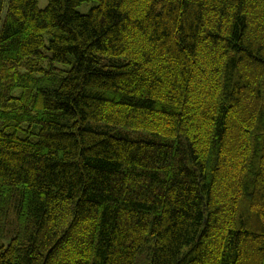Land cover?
Here are the masks:
<instances>
[{
  "label": "trees",
  "instance_id": "obj_1",
  "mask_svg": "<svg viewBox=\"0 0 264 264\" xmlns=\"http://www.w3.org/2000/svg\"><path fill=\"white\" fill-rule=\"evenodd\" d=\"M0 264H264V0H0Z\"/></svg>",
  "mask_w": 264,
  "mask_h": 264
},
{
  "label": "rangeland",
  "instance_id": "obj_2",
  "mask_svg": "<svg viewBox=\"0 0 264 264\" xmlns=\"http://www.w3.org/2000/svg\"><path fill=\"white\" fill-rule=\"evenodd\" d=\"M45 4H46V0H39V6L41 8L44 7ZM90 7H91V5L85 2V3L81 4L77 9H78V11H81L84 13V12H87Z\"/></svg>",
  "mask_w": 264,
  "mask_h": 264
}]
</instances>
